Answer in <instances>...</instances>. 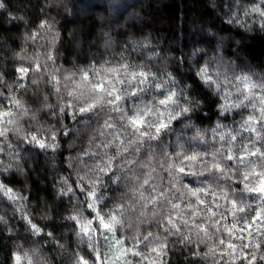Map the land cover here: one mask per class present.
Here are the masks:
<instances>
[{"label":"trees","instance_id":"16d2710c","mask_svg":"<svg viewBox=\"0 0 264 264\" xmlns=\"http://www.w3.org/2000/svg\"><path fill=\"white\" fill-rule=\"evenodd\" d=\"M0 3L4 5L0 8V108L11 106L14 96L28 109V115L19 119V133L9 131L6 139L0 137L3 149L0 161L13 164L10 170L0 173V184L12 189V195L26 197L13 200L0 189V264H17V255L21 256L20 264H28L29 259L31 264H75L77 254L87 256L90 252L86 238L82 240L78 235L79 225L68 217L79 211L83 219L93 220L92 227L98 226V220L94 219L96 212L87 209L85 193L77 186L81 182L88 184L92 178L90 169L116 152L115 145L110 148L97 145L112 138L110 130L102 124L108 115L117 114H102L88 123L79 117L73 120L70 116L51 115L47 105L63 104L64 100H58L49 74H55L62 84L71 87L64 77L75 73L78 78L81 70L120 64L155 74V82L166 85L144 94L142 103H156L163 98L162 93L172 87L174 80L177 89L187 86L185 95L200 105L189 113L191 119L172 123L163 144L154 141L156 146L142 150L139 156L125 153L128 159H137L136 164L127 166L120 158L114 162L113 171L117 175L127 172V176L118 183H109L107 189L101 187L97 194H103L104 198L96 205L105 216L125 205L122 216L116 213L123 224L117 226L115 237L108 234L109 242L120 239L126 248H132L136 238L148 232L153 233L150 239H162L166 233L161 225L171 213L181 231L192 235L193 243L185 246L178 242L179 236L169 235V250L164 258L167 264H214L213 258H205L203 253L214 245L216 238L197 246L195 230L187 215L184 219H189L190 224L185 227L177 211L167 203H148L147 208L138 204L134 212L127 208L133 190L140 187L145 173L152 168L156 169L152 175L157 190L167 188L171 177L160 168L161 162L167 163L165 152L169 156L179 151L207 152V159L211 160L213 152L228 147L219 136L213 137L212 129L217 124L223 126L217 132L237 135L234 145L242 138L255 139L254 133L241 129L243 120L253 112L250 107L228 112L220 107L235 102L238 94L233 84L238 82L233 79L232 84H222L217 94L215 85H206L196 72L207 66L213 79L220 73L221 82L225 76L229 79L250 76L254 82L264 80V30L260 28L264 18L252 11L254 7L264 10V0H0ZM237 17V22H229ZM42 22L51 28H41ZM49 53L54 62L48 59ZM37 63L41 66L39 72L31 70ZM20 67H30L23 81L25 87H18ZM33 80L37 83L32 84ZM225 92L232 95L221 99ZM136 102L137 98H132L125 107L130 110ZM53 131L58 144L54 152L40 149L26 139L30 133L42 138ZM101 132L105 134L101 136ZM197 136L200 138L194 139ZM122 139L125 145L121 150L127 137L122 135ZM12 156L16 158L10 159ZM197 179L189 176L181 182L196 186ZM220 183L226 185L228 181ZM68 187L75 194L61 195V190ZM142 190L145 196L157 194L150 186ZM24 216L42 230L39 235L33 234ZM138 250L147 251L145 244H140ZM102 251L107 253V247ZM127 259L140 264V257L129 254Z\"/></svg>","mask_w":264,"mask_h":264},{"label":"snow or ice","instance_id":"6c2138e0","mask_svg":"<svg viewBox=\"0 0 264 264\" xmlns=\"http://www.w3.org/2000/svg\"><path fill=\"white\" fill-rule=\"evenodd\" d=\"M3 7L4 5L0 3V8ZM252 11L264 18V10L260 7H254ZM244 14L248 15V12L245 11ZM238 19L237 17L236 21L229 22H237ZM46 26L51 28L47 22H42L40 25L41 28ZM260 28L264 30V19L260 23ZM48 59L54 62L51 53L48 54ZM31 70L39 72L41 66L37 63ZM17 71L20 73L18 87H25L23 81L30 67H20ZM196 75L209 87L215 85L217 94L221 92L222 84H232L233 79L238 82L233 84L238 94L235 102L226 103L220 107L223 112L250 107L253 112L243 120L241 129L250 134L254 133L255 139L242 138L234 145L237 135L231 132H217V129L223 127L217 124L212 129L213 137L219 136L220 141H226L228 147L222 146L213 152L211 160L207 159L209 155L207 152L194 151L187 154L179 151L174 152L172 156L165 152L167 163L161 162L160 168L171 177L167 188L161 187L157 190V185L154 183L155 177L152 175L156 169L152 168L145 173L140 187L133 190V197L127 210L136 211L138 204L141 208H147L148 203L153 205L167 203L171 205L172 210L177 211L178 218L185 227L189 226L190 220L184 219V216L191 218V228L195 230L197 246L199 243H207L216 238L214 245L203 253L205 258L212 257L214 264H264V80L254 82L250 76H234L232 79L225 76V80L221 82L220 73H217V78L213 79L207 66L198 69ZM49 76V83L55 88L58 100H64L63 104L47 105L51 115L70 116L73 120L79 117L80 121L88 123L93 119H99L102 114H117L116 117L108 115L102 124L104 129L110 130L108 134L112 138L106 143L97 145L104 148L115 145L116 152L90 169L92 178L88 184L81 182L77 186L80 192L85 193L87 209L96 212L94 219L98 220V226L92 227L93 220L83 219L79 211L77 215L68 217L79 225L78 235L82 240L86 238L90 249L87 256L77 254L75 264H132L127 259L129 254L140 257V264H167L164 258L169 250V235L179 236L178 242L185 246L193 243L192 235L181 231L180 225L171 213L165 224L161 225L166 233L162 239L160 237L150 239L153 233L148 232L147 235L136 238L132 248H126L124 241L120 239L109 242L108 235L115 237L117 226L123 224L116 213L119 212L122 216L125 205L121 204L106 216L102 215L96 205L104 198V195L97 193L101 187L107 189L109 183H118L127 176V172L117 175L113 171V164L117 158H120L127 166L136 164L137 159H128L125 153L129 156H139L142 150L156 146L152 142L163 144V137L171 130L172 123L182 121L183 118L191 119L189 113L199 107L200 102L188 98L185 95L187 86L177 89L176 82L173 80L172 87L162 93L163 98L156 103H142L144 94L151 92L152 89L166 88V85L156 83L155 74L143 70H132L127 64L81 70L78 78L75 73L64 77L63 80L70 82L71 87L68 83L62 84L60 77L55 74L50 73ZM36 83L35 80L32 81V84ZM256 89L260 91L256 92ZM65 93L68 99H65ZM231 95V92H225L221 99H227ZM181 97H183V103H181ZM132 98H137V102L129 110L125 105ZM11 100V106L0 108V137L5 139L9 131L19 133V119L28 115V109L24 107L20 99L13 96ZM257 125L260 127L258 128ZM64 134L67 135V132ZM104 134V132L100 133L101 136ZM122 135L127 137V143L121 150V146L125 145ZM199 138L197 136L194 139ZM26 139L40 149H51L54 152L58 147L54 131L50 136L42 138L30 133ZM0 151L3 149L0 148ZM92 155L97 154L92 153ZM15 158V156L10 157V159ZM141 166L147 167V165ZM12 167L11 162L5 165L3 161H0V173ZM189 176L198 178L196 186H190V182H181ZM104 177H107V181ZM199 177L205 179L201 180ZM222 180L228 183L221 184ZM145 186H150L157 194L145 196L142 190ZM0 189H3L10 199H26V197L12 195V189L3 184H0ZM68 193L75 194L71 187L61 190V195ZM23 218L33 234L39 235L42 230L27 216ZM198 220L203 222L198 223ZM140 244H145L147 251L138 250ZM105 246L107 253L102 251ZM196 254L199 255V253ZM15 259L17 264H20L21 256L17 255ZM28 264H31L30 259Z\"/></svg>","mask_w":264,"mask_h":264}]
</instances>
